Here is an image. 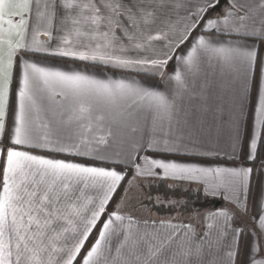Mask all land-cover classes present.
I'll return each instance as SVG.
<instances>
[{"label": "snow or ice", "instance_id": "snow-or-ice-1", "mask_svg": "<svg viewBox=\"0 0 264 264\" xmlns=\"http://www.w3.org/2000/svg\"><path fill=\"white\" fill-rule=\"evenodd\" d=\"M219 3L0 0V264H264V191L251 196L253 169L143 155L180 151L177 97L206 57L242 70L244 77L231 121L233 153L241 146L248 84L256 80L246 158H255L258 143L264 147V55L255 44L264 41V0H229L222 16L206 15ZM181 9L186 14L173 21ZM186 42L188 48L182 47ZM39 55L121 75L101 79L87 68L64 71ZM173 58L175 74L166 76ZM141 72L175 80L174 94L144 87L131 75ZM57 97L59 110L51 107ZM133 106L155 114L152 135L132 143L125 156L107 153L112 126L126 123ZM122 164L136 169L131 181ZM160 170L166 178L202 182L213 195L224 194L231 207L207 213L212 223L197 232L192 223L133 216L127 189L114 202L122 182L131 187ZM234 215L242 226L230 225ZM240 233L248 241L246 253Z\"/></svg>", "mask_w": 264, "mask_h": 264}, {"label": "crops", "instance_id": "crops-1", "mask_svg": "<svg viewBox=\"0 0 264 264\" xmlns=\"http://www.w3.org/2000/svg\"><path fill=\"white\" fill-rule=\"evenodd\" d=\"M221 1V0H220ZM202 0H188L189 7L201 3ZM219 5V4H218ZM217 5V6H218ZM216 6V7H217ZM229 8V0H225L220 10L209 9L206 15H211L213 18L222 16L224 11ZM179 16L175 13L172 15L173 21L185 15L183 9L178 10ZM196 35V33L194 34ZM221 40H229L234 37L221 36ZM43 40L44 37L42 36ZM191 40V38H189ZM242 42L251 45L252 37H239ZM256 48L261 55H264V41H255ZM156 47H162L161 42L156 43ZM182 47L188 48V42ZM190 50V48H189ZM150 54V53H149ZM185 55L187 52L184 53ZM37 59L44 61L47 66L59 68L64 71L72 69L79 70L87 68L90 74L96 75L98 78L104 79L112 77L113 79L120 78V73L114 69L104 66L85 65L81 62H74L69 58L46 57L39 55ZM177 68L176 61H169L168 66L164 69L165 75H174ZM183 72V69H180ZM136 80L150 89L165 92L170 94L176 90V81H167L159 75H152L147 72L132 73ZM257 79L259 72L257 71ZM244 89V77L242 70L223 65L216 59L203 58L199 70L191 77L190 83L184 89L182 95L177 97V119L180 121L177 147L180 149L178 153H157L145 152L143 155H149L155 158L169 156L171 159L180 163H194L205 167H247L253 169L249 175V184L251 196L257 197L264 191V147L260 143L257 145V152L254 159L247 157L248 147L250 145V135L254 133V114L253 107L256 100V80H250L248 84L249 96L244 107L243 116L240 119L241 146L233 153L230 147L232 135L231 121L235 107L240 101ZM60 97L56 98L55 102L51 103V107L57 108L60 103ZM47 103V102H46ZM57 110H59L57 108ZM132 115L126 120V123L119 126L113 125V136L110 138L109 146L104 149L109 154L120 153L125 156L130 149L132 143L136 141H146L153 130V121L155 114L143 107L133 106L130 109ZM52 116L51 112L45 115V120ZM206 153H212L207 155ZM137 163L140 159L137 158ZM97 163H100L97 161ZM127 172L130 170L135 176L136 169L131 165H120ZM148 180H163L166 182H178L182 184L194 185L202 189L209 197L222 201L226 208L231 207L230 202L224 198V194L213 195L211 191L205 190V185L202 182L195 181H179L163 176L160 170L159 176L138 178L137 182H145ZM135 181V182H136ZM253 192V193H252ZM251 203V199L249 201ZM220 209L195 214V218L186 221L192 223L197 232H203L207 228L208 223L212 221L206 219V214L209 212L219 211ZM137 218L150 220H161L152 216L143 217L134 215ZM178 223L181 221H172ZM232 227L242 226L239 216H233L229 221ZM239 235L240 248L247 252V239L243 233ZM241 256V259H244Z\"/></svg>", "mask_w": 264, "mask_h": 264}, {"label": "trees", "instance_id": "trees-1", "mask_svg": "<svg viewBox=\"0 0 264 264\" xmlns=\"http://www.w3.org/2000/svg\"><path fill=\"white\" fill-rule=\"evenodd\" d=\"M133 177L129 170L126 181H131ZM138 183L145 195L151 198L152 202L149 208L151 216L158 219L174 221L173 217L177 213H180L181 216L193 215L211 209H219L225 205L222 201L207 196L201 188L194 185L163 180H148ZM130 188L127 183L122 182L114 195V202L118 203L120 198L125 195V190L127 189L128 192Z\"/></svg>", "mask_w": 264, "mask_h": 264}, {"label": "rangeland", "instance_id": "rangeland-1", "mask_svg": "<svg viewBox=\"0 0 264 264\" xmlns=\"http://www.w3.org/2000/svg\"><path fill=\"white\" fill-rule=\"evenodd\" d=\"M253 193V192H252ZM127 211L130 212L131 214L138 215V216H143V217H149L151 216L150 214V205H151V198L147 197L145 195V192L143 189L140 188L139 183L136 181L133 183L130 189H128L127 192ZM220 210L226 209L225 205L219 208ZM216 209H211L207 210L212 211ZM175 220L174 221H181V222H186L188 220L194 219L195 214L193 215H180V213H177L175 217H173ZM241 224H243V220L240 217ZM173 221V220H172Z\"/></svg>", "mask_w": 264, "mask_h": 264}, {"label": "water", "instance_id": "water-1", "mask_svg": "<svg viewBox=\"0 0 264 264\" xmlns=\"http://www.w3.org/2000/svg\"><path fill=\"white\" fill-rule=\"evenodd\" d=\"M224 2H225V0H221L219 5L215 8V10H220L221 7L223 6Z\"/></svg>", "mask_w": 264, "mask_h": 264}]
</instances>
